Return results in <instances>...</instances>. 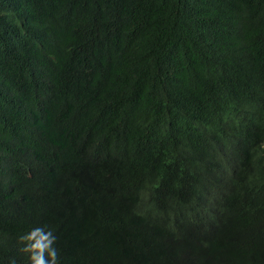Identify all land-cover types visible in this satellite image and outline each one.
Here are the masks:
<instances>
[{
  "label": "trees",
  "instance_id": "trees-1",
  "mask_svg": "<svg viewBox=\"0 0 264 264\" xmlns=\"http://www.w3.org/2000/svg\"><path fill=\"white\" fill-rule=\"evenodd\" d=\"M260 87L264 0H0V264H26L36 227L59 230L58 264H264V244L222 227L226 207L264 210V193L215 180L221 205L192 193L200 172L166 168L180 157L223 182L212 107L250 109ZM166 174L177 195L150 226L141 184ZM105 199L114 216L73 215Z\"/></svg>",
  "mask_w": 264,
  "mask_h": 264
},
{
  "label": "clouds",
  "instance_id": "clouds-1",
  "mask_svg": "<svg viewBox=\"0 0 264 264\" xmlns=\"http://www.w3.org/2000/svg\"><path fill=\"white\" fill-rule=\"evenodd\" d=\"M259 89L263 90L262 87ZM215 101L214 107H212L213 114L217 120H220L217 118L218 115L225 121V125L217 131V139L228 146L231 155L229 171L223 182L218 180L216 174L211 175L214 178L213 180L209 179L200 163H192L180 157L169 161L166 168L177 174L188 171L200 172L204 175V178L196 183L192 193L197 189L212 188L214 190L213 195L217 198V203L224 205L222 196L215 190V180L219 184L225 182L224 184H233L245 189H251L254 192L264 193V180L258 177V170L264 171V98L258 97L250 109H248L250 106L246 103L233 97L220 96ZM236 114H239V116L230 122ZM224 127L228 129L223 130ZM124 165L136 167L134 163H124ZM147 182L141 184L140 198L144 197L142 203L139 205L134 204L139 214L141 213V218L151 226L161 217L160 214L165 210L164 205L170 206L172 204V200L175 199L172 193L176 194V189L172 184L174 180L167 174L155 182L157 186L151 185L149 181ZM128 187L122 181L119 185L118 193ZM150 188L153 191L157 188L155 193L158 194V197L156 199H152L148 193ZM176 198L181 201V205H178L180 211L184 210L187 205V198ZM113 212L111 203L105 199L101 201L94 211H79L73 215L78 219H83L86 216H114L116 213ZM222 227L233 233H239L246 240L264 244V210L259 206H255L254 215L232 211L229 207H226V220ZM215 229V227H210L203 231L204 244ZM187 231L191 233L192 228L187 227ZM59 235V230L53 234L51 231L45 232L43 227H36L21 237V239L29 241L27 245L22 247V252L26 257L25 263L58 264L61 254V245L57 242ZM46 253L47 256L45 255Z\"/></svg>",
  "mask_w": 264,
  "mask_h": 264
},
{
  "label": "bare ground",
  "instance_id": "bare-ground-1",
  "mask_svg": "<svg viewBox=\"0 0 264 264\" xmlns=\"http://www.w3.org/2000/svg\"><path fill=\"white\" fill-rule=\"evenodd\" d=\"M208 176V175H207ZM223 176V175H222Z\"/></svg>",
  "mask_w": 264,
  "mask_h": 264
}]
</instances>
